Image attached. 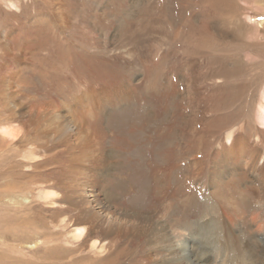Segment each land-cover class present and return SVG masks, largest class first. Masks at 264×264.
<instances>
[{"label": "rangeland", "instance_id": "rangeland-1", "mask_svg": "<svg viewBox=\"0 0 264 264\" xmlns=\"http://www.w3.org/2000/svg\"><path fill=\"white\" fill-rule=\"evenodd\" d=\"M42 1L43 0H36L35 4L39 7V10H44V4L41 3ZM44 1L48 2L46 9L52 13H55L57 8H69L70 10H68V13H70L66 30L68 33L60 42L63 49L61 47L58 49L57 47L60 45L56 46L53 44L39 49L36 46L32 49L31 45H35L34 43H27L29 45L21 44L20 46H17V44L10 45L12 44L10 43V49H1L0 47V264H103V257L109 256L112 253L115 248L114 245H109L104 252V255L93 258L86 251V244L83 245V247H79L82 245V241L87 243L86 241L91 239H96L98 242L104 240L110 241L112 237H105L99 228L95 227V231L91 233L90 231H86L82 236L83 239L81 238L78 241L69 242V244L65 243L64 239L66 234L75 227L83 225L80 221L83 217L80 216L79 212V207L81 206L71 205L67 201L66 203L64 200L66 191L58 183L54 182V172L56 171L53 165H57V162L54 161L53 157H56L57 161L60 160V163L62 162L61 164H65L64 176H67L70 186L76 184L74 180L78 175L83 177L82 172L86 169L90 171V173H93V177H98L100 173V170L96 168L98 163L92 161L91 164L93 163L94 165H91L87 161H77L73 157L68 159L66 153L68 150L64 146L55 142L53 137L45 138V132L42 130V126L48 123L54 115H60L62 111L67 108V104H69L73 110V119L75 123L82 131L86 132L88 130L90 119L94 121L93 118H90L93 111L92 108H94V105L99 101L108 99L112 96L109 88L114 86L117 79L123 78V86L125 79L129 78L131 84L127 86V88H130V91L134 93L136 88L141 87L138 86L141 84V81L146 79L145 73L142 71L144 68H146V71L148 70V67H154L152 69L155 70V74H152L153 77L152 75L150 77V85L151 88L158 87L156 86L158 82L164 81L166 78L165 72H167V64L163 63L164 61L162 62V60H164L163 52L167 46L168 31L166 30V25L161 23L160 20V24L156 22V20H158V18L155 17L156 15L151 19H154V21L149 22L150 14H148V11L151 12L155 8L152 7L153 0H139V2L138 0H59V3H56L53 0ZM24 2H26V0ZM239 3L241 6H244L245 4L240 0ZM12 5H14V0H2L0 2V22H2L4 14L7 16L8 14L10 15L9 12H17ZM250 5H252V10L260 11L259 9L262 8L254 7L251 2ZM26 8H28V10H26L29 12V16L35 11L34 5ZM53 9L55 10L53 11ZM129 13L131 14L129 15ZM144 15L149 18H145L146 16ZM38 22L39 21H35L34 23ZM154 22L158 25H155ZM238 22V30L236 32L229 31L230 33L225 32L222 23L219 21L212 23L214 26L211 27V29L214 28L212 33L216 32L214 34L215 36L212 34L215 41L222 42L225 39H233L234 41L238 40V42H236L237 44L234 45L227 54L222 52L221 45L216 46L215 52L218 55L220 53L219 56H222V59L215 62L213 65V70L215 71H213L215 76L213 78L214 80L206 81V85L203 83L201 84L202 87L200 89V94L202 95L203 93L204 96L209 94L211 88H208V85H210V87H220L223 91L227 89V91H224L223 93L228 92L227 94L229 95L238 96L237 93L241 91V96H238L239 108L243 109L247 106V109L250 107V111L248 116L239 118L237 130L240 133L237 132V134L239 136L248 134L249 139L254 143V136L256 134L258 136L260 135V143H258V146L263 147L264 128H261L257 123L255 115L258 102H260L262 92L264 91V16H260V18H247L244 14H240ZM253 23L254 25H252ZM151 26L153 29L150 28ZM123 28L127 30L126 32L124 31L125 33L122 32ZM129 28H131V31ZM3 29L4 28L0 27V38ZM10 29L12 28L5 27L4 31H9V33L13 34ZM131 34L133 35L131 42H135L134 46L130 44L124 45L122 39L127 37L126 35ZM222 35L223 37H221ZM249 37H251V39ZM252 37H256V39H252ZM257 40H261L263 43L261 41L257 42ZM76 41L78 42L76 43ZM95 42L96 45L94 44ZM150 45L154 46V50L150 57L147 58V61L144 59V56L149 51L147 47ZM57 49L59 53L56 52ZM61 50H66V52H62ZM32 51H35L36 53L31 55ZM17 52L20 53L18 54ZM244 52L245 54L247 53V55H245ZM53 55H55V57H53ZM224 55L225 57H223ZM250 55L252 58H249L251 57ZM19 56H21L20 60H18ZM62 58H64V60H62ZM139 60L144 62H138ZM181 61H183V63L179 64L178 69H183V72L181 73V76L177 72L176 76L182 84L181 86L184 92H182V97L188 99V102L179 106L180 111H170L168 117L165 118L163 122L166 132H170L168 135L171 136L169 144L170 149L167 150V157L171 156L173 152L172 147L174 144L171 142V129L173 124L183 113L188 119L195 118L197 113L196 109L198 108L201 110L200 107L203 106L202 103H196V101L194 103L193 101L195 98L196 86L198 84L196 80L193 79V69L187 72V59L183 58ZM245 61H247L246 66L243 64ZM239 62L242 64V68ZM192 66V68H195L194 65ZM229 66L231 68H228ZM130 67L132 69H130ZM248 68H251V71ZM243 69H245V71H242ZM226 71L230 72V79L224 77L223 72ZM190 73L192 76H190ZM222 75L224 78H222ZM225 80H227V82H224L225 85H223V81ZM237 80L240 81L237 82ZM241 80L244 81V83ZM261 80H263V82ZM238 83L242 85L237 87ZM229 88L231 89L229 90ZM7 92H11L15 96L13 101L5 98ZM242 92L244 97L242 96ZM151 93H153L152 90ZM245 93L249 96H246ZM85 94H88V96L84 97ZM152 95L158 96L161 94ZM75 98L77 99L76 103H74L76 100ZM191 101L194 104H190ZM12 103H22L24 105L23 111L25 113L20 118H14L12 115L13 112L10 110ZM119 106L120 109L124 108L123 104H120ZM119 106H116L115 108L119 109ZM148 110L150 111L149 114L151 113L150 118L153 119L155 117L153 120H158V122L159 119L166 114L165 113L160 117L165 110L161 108L162 111L160 110L161 112H159L153 105H149ZM180 112L183 113L180 114ZM205 113H207V116L209 115L208 111H204V114ZM136 120L134 126H130V130L135 127V124H139L141 121H138V119ZM153 120L150 121L152 122ZM104 121V127L116 131V133L111 132L107 134L104 141L105 143H103L104 145L108 147H113L112 145H114V147H116L115 144L117 145L118 141L124 136L130 138L132 132L129 133L130 130L126 124H113L107 122V119L105 118ZM142 123H145L144 120ZM247 123H250L253 128L249 133L248 130L246 131ZM154 125L155 124H153V126ZM4 129L9 130L6 131L7 133H4L6 135H3L2 133ZM198 129H201L199 124ZM191 131L195 134L193 128ZM154 135L155 133L151 137L153 138ZM223 138L224 134L221 139L211 141L212 144L209 148L205 149L203 147L206 151V157L203 162L208 171H210L209 168L217 166V169L222 172L220 177L223 176L222 179L227 180L230 178L233 170L238 173L241 172V160L237 161L235 159L229 160L228 162L217 158L228 151L227 146L223 142ZM71 141L74 146L72 154H75L77 152L75 146L80 142L78 136L74 134L71 137ZM149 143L151 145L152 140H150ZM177 147L178 146L174 148L177 149ZM59 150L64 153H61ZM57 152L59 155H55ZM90 152H92L93 157L99 156V153L96 150L91 149ZM29 153L34 154L35 159H29L27 157L29 156ZM45 159L46 162L44 161ZM15 162L18 163L16 164ZM89 166L91 167L89 168ZM218 174L221 173L218 172ZM242 176L243 180H246L248 184H252L253 177L249 173L245 172ZM93 177H91V179H94ZM204 177V175L200 176L198 174L193 176L189 174L188 178L191 179L190 186L193 187L190 189V193H194L193 191L196 193H194L193 196L192 194H188L192 196V199L187 201L186 204H183L182 201L186 200L185 197L187 195L179 196L178 200L174 201L173 207L176 208V210L180 211L184 208H188V210L191 209V211H194V213H190L183 217L184 220L171 221L169 218V221L165 214L155 212L153 213L154 216L151 221H146L144 218L139 221L141 225L149 224V226L154 229L155 234L163 233L166 237L164 244L159 241H156V244L150 243L151 241L146 234L135 233L134 235L129 233L121 238V246H126V250L125 253H122V255L116 260L115 264H179V259L182 256L191 259V263L188 262L185 264H198L206 257H212V251L209 250V248L204 247L207 242L216 239L218 233L215 232V223L208 220L210 216L209 209L206 207L208 201L206 200V196L203 195L204 192H201ZM90 187L92 188L94 197L99 204L102 205L101 208L95 206L98 214L104 215L107 213L111 216L110 221L121 222L127 227L139 224L137 220L129 215L134 211L133 208L126 206L122 202H113L105 199L106 197L100 189L99 180L91 182ZM50 190L54 191L56 194L50 197H44L43 192ZM246 195L248 197L247 193ZM230 197L231 196H227L226 198ZM49 202H54V204ZM254 204L255 202L249 200L248 206H253V209L249 212L246 210L243 216L248 219L249 226L247 225L246 227L248 234L253 241L256 240V243L258 242L257 244L261 245L263 242L262 236H259L260 241L257 240L258 238L255 239L254 236H256V233L259 231L262 233V230L264 229V220L259 219L256 212V206H258V204ZM179 207L180 209H178ZM239 207L243 208L242 206ZM161 210L162 209L159 211ZM98 221L101 222L102 220L98 218ZM225 223H228V221H225ZM174 231L179 234L180 238L189 241L190 245H187L186 253L173 250L176 247L172 237ZM78 247L83 250L78 251ZM202 251L205 254V257L204 254L201 253ZM82 256H85L87 259H83Z\"/></svg>", "mask_w": 264, "mask_h": 264}, {"label": "bare ground", "instance_id": "bare-ground-1", "mask_svg": "<svg viewBox=\"0 0 264 264\" xmlns=\"http://www.w3.org/2000/svg\"><path fill=\"white\" fill-rule=\"evenodd\" d=\"M1 1L2 0H0V2ZM24 1L25 0H14V5L12 6L17 10V12H9L10 15L8 14L7 16H5L4 14L2 22H0L1 28H12L10 29V31L12 30L13 32V34H11L9 33V31H4V29L2 30L3 33L1 32L2 36L0 38L1 49H10V45L13 44H17V46H20L21 44L29 45L34 43L35 45H31L32 49L36 46L39 49L52 44L59 46L61 40L64 39L65 35L68 33L66 32V30L68 27L67 23L69 21V8H57L55 13H52L51 11H48L46 9L48 2L44 0L41 2L44 4V10H39V7L35 4L36 0H26V2ZM53 1L59 3V0ZM240 1L244 2L246 5L243 3L244 6H241L239 0H153L152 7L155 8L151 12L148 11V14H150V18L148 17L150 19L149 22L154 21V19H151L156 15L155 17L158 18L156 22L159 23L161 21V23L166 25V30L168 31L166 43L167 46L165 51L163 52L164 60H162V62L164 61L163 63L167 64V72H165L166 78L164 79V81L166 82L157 81L158 84L156 86L158 87L151 88L150 77L152 74H155V70L152 69L154 67L147 66L148 70L146 71V68L143 67L144 70L142 71H144L146 79L144 81L140 80L141 84L137 85L141 87L136 88L134 93L130 91V88H127V86L131 84L129 78L125 79L123 86V78L117 79V82L114 84V86H112V88H109L112 96L108 99L99 101L94 105V108L91 107L93 111L90 118H93L94 121L90 119L88 123V130L86 132L82 131L81 128L75 123L73 119V110L69 104H67V108H65L60 115H54L48 121V123L42 126V130L45 132V138L53 137V140L55 142H57L59 145L64 146L68 150L66 152L68 159H70V157H73L77 161H87L90 164L92 161H95L94 163H98L97 167H95L100 170L99 176L93 177V173H90V171L86 169L82 172L83 177L78 175V177L74 180L76 184H72L70 186L67 176H64L65 164H61L62 162L60 163V160L57 161L56 157H53L54 161L57 162V165H53L56 171H53L55 178L54 182L58 183L66 191L64 197L65 202L67 201L71 205L81 206L79 207V212L80 216L83 217L80 219L83 225L80 227H75L74 229L69 231L64 239L65 243L69 244V242L78 241L82 238L86 231H90L91 233L95 231V227L99 228L101 230V233L105 237H112L110 241L104 240L98 242L96 239H91L86 241L87 243H85V241H82V245H80L79 247H83V245L86 244V251L93 258L96 256L104 255L107 247L109 245H114L115 248L112 253L110 255L108 254L109 256L103 257V264H115L116 260L122 255V253H125L126 246H121L120 241L123 236L129 233H132L134 235L135 233L146 234L151 241L150 243L156 244L155 242L159 241L164 244V241H166V237L163 233L155 234L154 229H152L149 224L141 225L139 221L143 218L146 221H151L154 216L153 213L155 212H161V214H165L167 219L169 220L170 218L171 221L184 220L183 217L190 213H194L193 210H188V208H184L180 211L176 210V208L173 207V204L174 201L178 200L179 196L187 195L185 197L186 200L182 201L183 204H186L187 201L192 199L193 194L196 192L192 190L194 193H190V189L193 187L190 186L191 179L188 178V175L190 174L196 176L199 174L200 176H205L204 181L202 182V188H200L201 192H204L203 195L206 196V200L208 201L206 205L207 209H209L210 215L208 220L215 223V232H217L218 235L216 239L207 242L204 247L209 248V250L212 251V257H206L198 264H264V229L262 230V233L259 231L258 233H256V236H254L255 239L258 238L257 240L260 239L259 236H262L263 242L261 245H258V242L256 243V240L253 241L251 236L248 234V231L246 230L248 219L243 216L246 210L249 212L251 209H253V206H248L250 200L255 202V204H258V206H256L257 215L260 220H264V146H258V143H260V135L258 136L256 134L254 136V143L249 139L248 134H245L243 136H239L237 134V125L239 122V118L248 116L250 107H248V109L246 108L247 106L245 108H243V106V109L239 108L238 96H241V91L237 93L238 96L231 94L229 95L227 94L228 92L223 93L224 91H227V89L223 91V89H220V87H210V85H208L207 87L211 88L209 94L205 96L203 93L202 95L200 94V89L202 87L201 84L207 83L206 81H212V79L215 77L213 73V65L215 64V62L222 59V56H219L220 53L218 55L215 52L216 46L221 45L222 52L227 54V52H229L231 48L237 44L236 42H238V40L234 41L233 39H225L222 42L215 41L214 34L216 32L212 33V30L214 29H211V27H214L212 23L215 21H219L220 23H222L225 32H236L238 30V18L240 14H244L247 18H260V16H264V0ZM250 2L254 5V7H262L259 9L260 11L252 10V5H250ZM33 5L35 11L31 14V16H29L30 14L29 12H27L28 8L26 7H30ZM54 10L55 9H53V11ZM130 14L131 13H129V15ZM145 18H147V16ZM35 21L39 22L34 23ZM156 22H154V24ZM252 25H254V23ZM150 28L153 29L152 26ZM129 30L131 31V28H129ZM124 31L126 32L127 30L123 28L122 32L125 33ZM126 36L127 37L122 39V43L124 45L130 44L134 46L135 42H131L133 35L131 34ZM221 37H223V35ZM256 37H252V39H256ZM249 38L251 39V37ZM258 41L261 40H257V42ZM77 42L78 41H76V43ZM94 44L96 45V42ZM60 47L61 45L57 48L59 49ZM147 48L149 49V51L144 56L145 60L150 57L152 51L154 50V46L150 45ZM58 49L56 50L57 53H59ZM63 51L66 52V50ZM35 53V51H32L31 55ZM55 55H53V57H55ZM245 55H247V53ZM20 57L21 56L18 57V60H20ZM223 57H225V55ZM64 58H62V60H64ZM183 58H186L188 61V67H184L187 68V72L193 69V72L191 71L192 73H194L193 79H195L198 83L196 86L195 98L193 101L194 103L195 101L196 103H202L203 106H199L201 110L195 108L198 114L196 113L195 118L193 117L192 119L186 118L183 113L184 110L182 109L183 112H180V114H183H181V116L173 124L171 129V142L174 144V146L172 147V155L167 157V150L170 149L169 144L171 136L168 135V133L170 132H166V128L163 122L165 118L168 117L170 111H180L179 106H181V104L183 103L188 102V99L182 97V84L179 78L176 76L177 72L180 74V76L183 72V69H178L179 64L183 63V61H181ZM249 58H252V56ZM247 61L243 63L245 64V66L247 64ZM138 62L144 61L139 60ZM192 65H194L195 68H192ZM242 67L243 66L241 64V68ZM228 68L231 67L229 66ZM130 69L132 68L130 67ZM245 69H243L242 71H245ZM223 74L226 79L231 78L230 72L226 71L223 72ZM190 76H192L191 73ZM224 77L222 75V78ZM239 81L237 80V82ZM261 81L263 82V80ZM224 82L226 83L227 80L223 81V85H225ZM242 82L244 83V81ZM239 85L242 84L238 83L237 87H239ZM230 89L231 88H229V90ZM151 90L153 91V93H151ZM152 94L161 95L153 96ZM87 96L88 94H85L84 97ZM246 96L249 95L246 94ZM5 98L13 101L15 96L11 92H7ZM76 101L77 99L74 103H76ZM246 101L248 100L246 99ZM194 103L192 101L190 102V104ZM120 104L124 105L123 109H120ZM11 105L12 106L10 110L11 112H13L12 115L14 116V118H20L25 113L23 111L24 105L22 103H12ZM149 105H153L154 107H156L157 111L159 112L162 111L161 108L165 110V112H163L161 115L159 114L161 117L166 113L159 119V122L158 120H153L155 117L153 119L150 118L151 113L149 114ZM116 106H119V109H116ZM204 111H208L209 115L207 116V113L204 114ZM104 118L107 119V122L113 124L124 123L128 126L129 130L131 129L130 126L133 127L134 123H136V119H138V121H141L139 124H135V127L129 131V133L132 132L130 138H126L124 136L118 141L117 145L115 144L116 147L112 145L114 147L113 148L103 144L105 143L104 141L108 133H116V131L110 130L103 126V124L105 123ZM255 118L261 128H264V91L262 92L260 102H258ZM143 120L145 123H142ZM150 120L153 121L151 122ZM152 123L155 125L153 126ZM198 124L201 127L200 130L198 129ZM246 126V131L248 130V133L250 130H253L250 123H247ZM192 128L194 129L195 134H193V132L191 131ZM6 131L9 130L4 129L2 131L3 135H6L4 134ZM154 133L155 135L152 138L151 136ZM74 134L78 136L80 142L77 146H75L77 152L75 154H72V149L74 148V146L72 145L71 137ZM223 134V142L227 146L228 151L224 153L225 155L222 154L217 158L228 162L229 160L235 159L237 161L241 160V172L238 173L237 171L233 170L230 178L227 180L222 179L223 176L220 177L222 175V172L221 170L219 171L217 169V166L209 168L210 171H208V169L205 167V163L203 162L204 158L206 157V151L204 150V148H209L212 144L211 141L221 139ZM150 140H152L151 145L149 143ZM176 146H178L177 149L174 148ZM91 149L96 150L99 153V156L93 157L92 152H90ZM60 152L64 153L62 151ZM55 155H59L58 152L55 153ZM27 157L29 159H35V155L32 153H29V156ZM44 161L46 162V159ZM90 167L91 166H89V168ZM218 172H220L221 174H218ZM245 172L249 173L253 177L252 184H248L246 180H243L244 175L242 176V174H244ZM91 177H93L94 179H91ZM94 180H99L100 189L106 197L105 199L113 202H122L126 206H130L131 208H133L134 211H132L129 215L137 220L139 224L127 227L121 222L118 223L110 221L111 216L107 213H105L104 215L98 214L95 206L101 208L102 205H100L97 199L94 197L92 188L90 187L91 182H94ZM246 193L248 194V197ZM55 194L56 193L51 190L43 192L44 197H50ZM188 194H192V196ZM227 196L231 197L226 198ZM49 203L54 204V202ZM239 206H242L243 208ZM160 209L162 210L159 211ZM178 209H180V207ZM98 218L102 221H98ZM225 221H228V223H225ZM172 237L174 244L176 245L173 250H178L182 253H186L189 241L180 238L179 234L175 231L172 234ZM218 243L221 245H219ZM79 247L77 249L78 251L83 250ZM201 253L204 254L203 251ZM85 256H82L83 259L86 258ZM188 262L191 263V259H189V257L182 256L179 259V264H185Z\"/></svg>", "mask_w": 264, "mask_h": 264}]
</instances>
